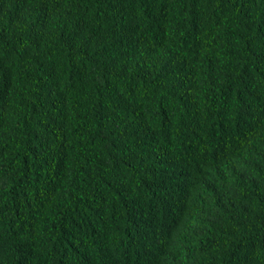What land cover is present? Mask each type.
<instances>
[{"label": "trees", "instance_id": "16d2710c", "mask_svg": "<svg viewBox=\"0 0 264 264\" xmlns=\"http://www.w3.org/2000/svg\"><path fill=\"white\" fill-rule=\"evenodd\" d=\"M0 264H264V0H0Z\"/></svg>", "mask_w": 264, "mask_h": 264}]
</instances>
